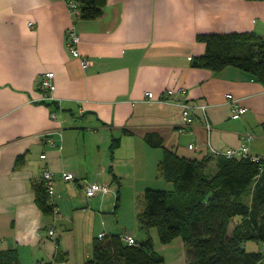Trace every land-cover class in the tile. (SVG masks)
I'll return each instance as SVG.
<instances>
[{
    "label": "crops",
    "instance_id": "crops-1",
    "mask_svg": "<svg viewBox=\"0 0 264 264\" xmlns=\"http://www.w3.org/2000/svg\"><path fill=\"white\" fill-rule=\"evenodd\" d=\"M70 27L90 61L85 68L67 50ZM209 32L264 36V0H105L95 20L72 16L65 0H0V252L13 251L19 264L63 263L64 238L80 218L94 235L91 246L100 234L122 235L104 223V210L115 213L120 196L164 185L157 170L163 148L149 146L147 134L187 159L210 154L207 141L216 150L245 145L264 157V86L236 68L213 73L191 65L205 51L196 35ZM46 71L54 74L52 102L40 99ZM178 88L186 93L175 92L174 100L208 105L209 132L201 120L181 131L179 105L145 97ZM227 93L246 108L240 119L231 118ZM43 169L53 174L56 217L35 204ZM62 171L108 185L110 193L87 200Z\"/></svg>",
    "mask_w": 264,
    "mask_h": 264
},
{
    "label": "trees",
    "instance_id": "trees-1",
    "mask_svg": "<svg viewBox=\"0 0 264 264\" xmlns=\"http://www.w3.org/2000/svg\"><path fill=\"white\" fill-rule=\"evenodd\" d=\"M81 20L102 16L105 0H73ZM261 1V0H248ZM196 41L205 51L194 56L195 68L219 73L236 68L250 74L264 86V36L253 32L199 33ZM264 129V122L262 123ZM151 147L163 148L158 176L170 182L172 190L147 188L143 209L137 215L143 229L154 228L160 244L181 238L185 264H260L261 252L246 250V243L264 248V157L251 158L206 155L201 160L178 156L164 148L155 134L145 136ZM35 204L42 214L52 216L44 181L34 185ZM233 227L229 231V225ZM123 235L95 239L92 257L84 264H163L153 240L148 237L128 245ZM0 264H19L13 251L0 252Z\"/></svg>",
    "mask_w": 264,
    "mask_h": 264
},
{
    "label": "built area",
    "instance_id": "built-area-1",
    "mask_svg": "<svg viewBox=\"0 0 264 264\" xmlns=\"http://www.w3.org/2000/svg\"><path fill=\"white\" fill-rule=\"evenodd\" d=\"M66 4L68 6L69 12L72 16H78L79 14V8H78V3H76L73 0H65ZM80 43V36L76 32V30L73 27H70L66 31V47L70 55L74 58H77L80 61V65L82 68H85L89 65L90 61L87 57L82 56L81 53L78 50V46ZM39 90H40V99L42 101H55L56 99L54 98V92L56 89L55 83H54V74L51 71H46L40 75L39 78ZM177 92V93H186V90L183 88H178V89H167L165 90L160 97L154 98L153 94L151 92H146L145 97L148 100L155 99L157 102H172L176 103L177 105L180 106L181 109V122H182V129L181 131L184 130V128H190L194 122L196 121H202V123L205 126V129L207 132L210 130V124L208 122V118L206 115V109H207V104L205 103H194L190 102L188 100H174L172 98V95ZM225 98L229 104L230 107V112H231V118L232 119H240L246 112V108L241 105L240 103V98L235 97L231 93H227L225 95ZM80 114H82V110L79 111ZM51 118L55 119L56 115L55 113L51 114ZM251 137H248L250 139ZM50 145L54 146V142L50 141ZM190 148H193L192 145L189 146ZM207 147L209 148L210 153L213 155L217 156H224L227 158H232V157H241V158H251L253 161H259L261 158L260 156L256 155H250L248 152V147L245 145H241L237 148H230V149H225V150H216L211 147L209 141H207ZM44 157V155H42ZM61 177L64 181L66 182H71L74 184H78L84 195L85 198L88 200L94 196L97 195H104L110 192L111 188L108 185L96 183V182H90L87 180H78L74 176L73 173L67 172V171H62L61 172ZM42 179L45 183V188L46 192L49 196V203L53 205V211H52V217H56L58 215L57 208L54 206L53 201H52V195H53V174L51 171L47 169H43L42 171ZM47 237L53 241L55 244V247L58 248V241L55 239L54 236V228L50 227L47 230ZM103 234H100L98 236V239H102ZM122 239L128 244V245H136V241L130 236V235H123Z\"/></svg>",
    "mask_w": 264,
    "mask_h": 264
},
{
    "label": "rangeland",
    "instance_id": "rangeland-1",
    "mask_svg": "<svg viewBox=\"0 0 264 264\" xmlns=\"http://www.w3.org/2000/svg\"><path fill=\"white\" fill-rule=\"evenodd\" d=\"M162 183H164V185L162 187H156V189H163L167 191L173 189V186L170 182L162 180ZM142 209L143 193L137 197L135 196L134 198L130 194L125 195V198L124 195H122L118 199L115 213L112 212L113 207H109L108 209L104 210V213L102 214L103 221L104 223L106 222V224H115L114 228L112 229L113 232L122 233V235L132 234L139 242L150 237L153 240L155 250L164 258L163 264H185V246L181 238L178 237L166 245L160 244L156 230L154 228L146 230L141 228L138 224L137 215ZM78 222H80V225H75V230L67 234L64 238L67 240L66 247L69 248L68 257L65 262L57 264H80V262L84 260L83 258L85 255L89 252L90 257H88V259L86 258V260L89 261L91 259V242L94 235L90 234V231L87 232L86 229L83 230L81 223L84 222V219L80 218ZM58 229H60L59 226ZM245 247L247 251L261 252L263 254V259L260 264H264V248L261 243L248 242L246 243Z\"/></svg>",
    "mask_w": 264,
    "mask_h": 264
}]
</instances>
